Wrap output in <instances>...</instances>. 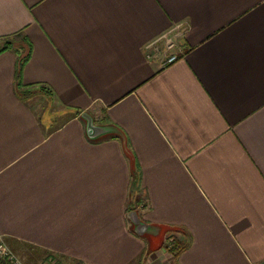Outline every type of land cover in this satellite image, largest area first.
Returning a JSON list of instances; mask_svg holds the SVG:
<instances>
[{
	"label": "crops",
	"instance_id": "0c3cea01",
	"mask_svg": "<svg viewBox=\"0 0 264 264\" xmlns=\"http://www.w3.org/2000/svg\"><path fill=\"white\" fill-rule=\"evenodd\" d=\"M164 33L181 55L161 66ZM7 37L0 237L18 257L264 264V0H0Z\"/></svg>",
	"mask_w": 264,
	"mask_h": 264
},
{
	"label": "built area",
	"instance_id": "2783aa9c",
	"mask_svg": "<svg viewBox=\"0 0 264 264\" xmlns=\"http://www.w3.org/2000/svg\"><path fill=\"white\" fill-rule=\"evenodd\" d=\"M158 44L162 45L160 50ZM148 48L155 49L161 57V66L173 63L180 55L181 51L176 47L175 42L168 33L161 34L147 44ZM0 264H26L8 247L2 237H0ZM36 264H57L54 260H44Z\"/></svg>",
	"mask_w": 264,
	"mask_h": 264
},
{
	"label": "trees",
	"instance_id": "16d2710c",
	"mask_svg": "<svg viewBox=\"0 0 264 264\" xmlns=\"http://www.w3.org/2000/svg\"><path fill=\"white\" fill-rule=\"evenodd\" d=\"M18 33V32H16ZM20 33V32H19ZM14 34L13 36L11 37H16L18 39L21 38V35L20 34ZM13 40H9V38H2V40H0V53L8 48H10L13 44ZM29 53L26 52L24 55H21L19 53H17V56H18V59H17V69H16V80H17V87L19 88L20 90V98H26V94L28 93V89L27 87H25L24 85H22L19 81L20 79V76H21V69L24 65V63L26 62L27 60V57H28ZM32 89V88H31ZM167 243H168V248H169V251L177 256L178 254H180L182 251L185 250L187 244H188V241L186 240H178V239H174L172 237L168 238L167 239ZM76 264H79V263H76Z\"/></svg>",
	"mask_w": 264,
	"mask_h": 264
},
{
	"label": "rangeland",
	"instance_id": "374dc122",
	"mask_svg": "<svg viewBox=\"0 0 264 264\" xmlns=\"http://www.w3.org/2000/svg\"><path fill=\"white\" fill-rule=\"evenodd\" d=\"M9 40H14V38H9ZM140 209H141V207L138 206V204H131L130 207H129V209H128L129 210L128 215L131 216L133 213L139 214L140 213ZM131 217H132V219H134V218L137 219V217H135L134 215H132ZM128 220L132 223V221L129 218H128ZM18 255H19V258L21 259V261H23L26 264H31L30 260H28L26 258V256H24L21 253H19ZM69 264H71V263H69Z\"/></svg>",
	"mask_w": 264,
	"mask_h": 264
},
{
	"label": "water",
	"instance_id": "95a60500",
	"mask_svg": "<svg viewBox=\"0 0 264 264\" xmlns=\"http://www.w3.org/2000/svg\"><path fill=\"white\" fill-rule=\"evenodd\" d=\"M86 123H87V126L88 127H90V125H92V121H86ZM133 215L136 217V214L135 213H133ZM132 216V215H131ZM130 215L128 216L129 217V219L132 221V224H133V226L135 227V230H136V227H137V225H139L140 223H139V220L138 219H132V217H131Z\"/></svg>",
	"mask_w": 264,
	"mask_h": 264
}]
</instances>
